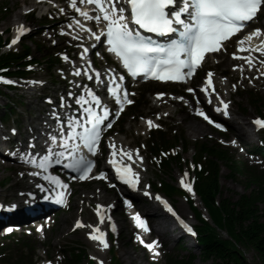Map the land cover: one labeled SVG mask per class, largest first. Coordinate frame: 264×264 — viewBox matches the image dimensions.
<instances>
[{"label":"snow or ice","instance_id":"snow-or-ice-1","mask_svg":"<svg viewBox=\"0 0 264 264\" xmlns=\"http://www.w3.org/2000/svg\"><path fill=\"white\" fill-rule=\"evenodd\" d=\"M85 3L95 5L93 11L96 12V15L91 16L88 11L82 10L77 4V0H68L67 6L74 9L86 20H95L97 24H103L100 34L91 33L94 40L100 41L101 36H104V42L107 45L106 50L117 58L123 69L132 78L135 79L142 74L145 79L151 77L161 81H186V79L191 78L205 58V53L218 51L222 46L221 41L228 40L234 33L246 27V22L256 17L258 11H264V0H79V4ZM60 11L64 12V9L61 8ZM75 24L82 31L91 32L79 20H76ZM72 26L71 23L68 24L69 28ZM25 31H28V29L21 26L17 30L16 37L7 46L11 47L16 44L20 35ZM145 33L155 34L156 37H164L166 42L162 43ZM262 36H264V33L260 29H256L245 36L244 40ZM77 38L73 37V39ZM240 43H243V41ZM260 43L264 45V39H261ZM81 47L83 48L81 59H83L88 53V48L83 47V45ZM257 51L264 53V47L257 49ZM233 55L236 54L233 53ZM62 58L66 62L69 60L67 55H63ZM249 66L251 67V64ZM88 68L91 69L90 62ZM92 71L95 73L94 77L87 70L82 71L80 68H74L73 75H83L89 80L95 78L96 82L100 83L102 80L101 73L94 69ZM212 75L211 72L207 74L208 77ZM124 79L123 75L114 76L110 74L109 80L111 83L106 85L107 94L113 98L117 112L123 110L124 104L133 103L129 98L130 94L127 89L122 85ZM0 83L11 84L14 81L0 77ZM205 83L207 87H212L210 79H206ZM200 90L208 96L206 88L202 86ZM187 91L195 93L196 90L190 87ZM84 92L85 95L78 98L74 97L75 104L95 105L97 108L94 110L92 106L82 107L81 111L84 113L82 122L69 117L66 129L61 127L56 134L49 135V143L56 145L60 151L48 147L45 149V154L40 156L21 154V159L25 163L40 170L34 171L30 175L41 176L44 173L42 179L60 189L53 197L54 202L58 204L65 202L63 199L64 190L68 188V185L56 175L49 173L53 162L60 164L62 160H66L64 167L77 173L78 176L75 178L85 179L89 176L95 164L93 160L84 154L85 150L95 156L104 130L112 127V122L108 120L111 115L110 109L102 103L100 96L87 86L84 87ZM68 95L72 96L73 94L69 93ZM131 95H134V93ZM163 95L164 93L157 94L158 97ZM176 98L184 99L183 97ZM217 99H219L218 96ZM208 102H212L210 98ZM48 103H53L51 97L48 98ZM220 104L225 109L227 108V103L223 100H220ZM59 107H65L63 96L60 98ZM215 110L219 112L221 108L216 107ZM197 114L203 116L209 123H214L204 112L197 110ZM225 115H227L226 112ZM52 118L57 125L62 123V119L55 109L52 111ZM147 123L150 127L153 126L152 120H148ZM253 123L257 126H264V120L256 119ZM155 126L159 127V125ZM216 126L221 127L219 124ZM15 131V129H12L13 134H15ZM29 147H32V145L30 144ZM109 147H114V145L110 144ZM125 155L128 156L129 160L132 159L131 154L125 153ZM109 163L115 169L117 179L130 188H135L139 179L138 173L132 172L127 164H123L121 168L117 167L116 162L111 159ZM99 177L107 178V173L101 171ZM181 185L187 191L192 192L191 184L185 183L183 178L181 179ZM111 186L114 187V185ZM37 188L41 192L46 191L41 184H37ZM29 195L31 196V194ZM145 195H148V193L146 192ZM155 198L164 204L169 212L176 215L161 197L157 195ZM44 199L47 200L49 197L45 196ZM4 207L0 205V208ZM15 207V204H11L7 206V209L11 210ZM108 207L111 208L112 205H108ZM97 214L99 215V212ZM133 219L138 228L150 231L139 214L133 216ZM177 219L187 232L195 235L189 225L184 223L178 216ZM101 222H103V217H101ZM76 226H82L80 220L76 221ZM112 227L115 230L114 225ZM93 230L97 231V229ZM7 231L11 232L12 228H8ZM89 235L91 239L99 241V244L104 248L108 246L103 232H100L99 235ZM141 243H144L143 240H141ZM156 244L157 242L153 241L145 246L149 250H154ZM154 254L158 255V252H154Z\"/></svg>","mask_w":264,"mask_h":264},{"label":"rangeland","instance_id":"rangeland-1","mask_svg":"<svg viewBox=\"0 0 264 264\" xmlns=\"http://www.w3.org/2000/svg\"><path fill=\"white\" fill-rule=\"evenodd\" d=\"M32 2L33 0H27L24 4L23 7H31L32 6ZM7 6L6 9H2V12H0V29L3 31H5L6 35L10 34L9 29L11 28V26L14 25V23H16L15 18L13 17L14 13H20L21 9H22V5L23 2L22 0H9L8 4H5ZM12 8L14 9V11H12ZM22 16V15H21ZM38 17V15L34 16V20L30 19V17L27 16H22V18H18L21 19L20 21H28L30 24H33V26H35V24H38V22H36V18ZM14 22V23H13ZM13 23V24H12ZM2 35L3 38H5L6 36ZM36 40H39L41 42H44L45 39L42 38L41 36L37 37L36 39H33V45L32 42L27 41L26 44H29L31 46V52H32V57H34L35 59L39 60L40 63H42L43 65L41 66L40 72L37 73V77H39L40 79H42L43 77H45L46 80L49 81V84L45 87L42 88V92L45 95H52L54 93V90H58L63 83L61 82L60 78H57L58 76L56 75L55 69L54 70H50V67L48 65V59L49 57H53L52 56V52L51 50H54L53 48H51L50 51H46L48 49H43V51H41L42 49L38 50L34 45H36ZM41 51V52H40ZM37 52H40L39 54H37ZM229 55V53L224 56L221 55L220 57H217L216 59H222L223 62V69H227L228 70V66L229 63L232 65L233 62L229 61V59L227 58V56ZM214 60V59H213ZM213 65H211V67H213ZM215 69L219 72L221 71V67L216 68ZM230 73V72H229ZM233 81V84L237 87L238 86V81H237V76L232 74L229 76ZM54 82L56 83V85H51L50 82ZM233 84H230V91H233ZM144 86L142 89L140 88L139 91L142 90V92H146L144 94V96H142V98H140V92H138V101H140V103L142 104V108L140 109V112H145L146 113V109H149L153 112L158 111L157 109H153L150 108V99H151V93L153 90H160V88H156L154 86L148 87ZM55 88V89H54ZM259 88V89H258ZM256 89L253 88H248L246 86V89H248L250 92H246L244 91L243 87H241V90H238L237 94L240 92V94H238L237 97H234V95H231V99L233 101V104H236L237 106H239L240 108H247L246 113H244V119H246L245 121H248L250 118H254L255 116L258 115L257 110H260V106L261 109L264 106V90H263V86L260 85V87H258ZM21 93V92H19ZM150 94V97H149ZM256 94V95H254ZM7 95L11 96V102L12 105L13 103L16 102V100L19 101V104H17L18 106L23 107L22 109H19L20 113L18 116V120H22L23 122H25L27 120L28 117V113H30L31 119L33 120L35 118V116H38L39 113H36L35 111L37 109H40L41 112H43V110H45V107L42 103V98H39L37 100H33L34 104H32L31 106H28V98L26 97L27 94H25V99L21 98L19 96V94H8ZM254 96L258 97L259 99H261V105H256L254 102ZM145 106V108L143 107ZM5 101L3 99L0 98V115L4 116L5 114H8L9 110L8 108H5ZM165 108V107H164ZM21 112H24L26 117L20 118V114ZM179 113H183L180 111V108L177 106L176 111L174 114L170 115V117L168 119H166V124H170L171 126H167V129L170 131V133L167 135V137L170 139L173 138L172 133L175 132V134L180 137H184L186 139V141H190L192 140L194 137L191 135L192 131L188 128V124L189 122L193 119L191 117H189L187 115V117L185 116V120H183V123L178 124L180 121V116ZM10 114H16V109L13 108L10 112ZM143 114V113H142ZM186 115V114H185ZM16 116V117H17ZM15 117V118H16ZM127 124L124 128V132L127 136V138H131L133 140V145L138 146L140 143H146L147 141L145 140L147 137V131L146 129L141 127V122L138 121V119L133 120V117L126 119ZM23 125L24 123L21 124L22 127V131H23ZM203 126H205L204 124H202ZM206 127V126H205ZM239 129V128H238ZM210 133V129L206 127L205 131H203V134H198L195 136L197 137L194 138L195 140H197L196 145L198 146L199 144H201V142L204 143H209V144H214L212 141L208 140V138L206 137L207 135H209ZM199 136H202L200 138H198ZM264 137V135H260L259 138L262 139ZM181 144V143H179ZM258 143L256 142H251L247 148L248 149H255L257 148ZM147 156V152L144 153ZM232 156H234L235 153H230ZM186 157V155H185ZM235 160H238L236 158V156H234ZM150 169V167L148 168ZM15 171V170H14ZM20 170L12 172L10 174H5L3 173V167L0 166V181L8 178L7 180V186H4L0 189V199L3 198H10L15 194V188L18 185H23L25 182L23 180H20ZM176 176V171H174V173H168V175H165V177H163L164 182L168 183L170 181L174 180V177ZM221 181L222 184L220 186V196L219 198L223 199H232L233 201L237 200L241 195L249 192L247 189L244 188V186L240 185L238 182H233L228 178V170L227 169H223L221 170ZM94 187L88 189V190H83L80 189L79 191H77L78 194V198L76 200V205H75V210L71 213H62L65 214L67 217H70L69 220L64 224V226H62L59 221H57V227L53 232V235L49 238L48 240V246L49 249L51 250V252H55L56 250L61 249L67 256V253H69L70 248L71 247H77L78 245L83 247V249H87L88 253H92V247L90 244H88L84 238L82 237L81 234H73V235H69L68 236V231L70 229L71 226V222L75 217V213L77 214V210H79V206H80V201L79 199V195L80 193H84L85 191H87L88 193H92L93 192ZM179 204L183 203L182 201L178 202ZM86 206V205H85ZM185 208V207H184ZM259 209H260V213L264 211V203L259 205ZM61 216V215H59ZM156 228L158 229V231H160L162 234H164V236L166 237V239L169 240V244L172 247L174 244H176V240L178 239V235L175 234L174 236H170L171 234L168 233V228L162 224L161 222L156 224ZM22 237V236H21ZM19 237V238H21ZM30 239H31V244L35 246V255L36 257H38L40 259V256H42L44 254L43 249L41 248L42 246L40 245V239L41 238H36L33 235H30ZM123 243L125 244L124 246H122V251L123 253H125V255L123 257L120 258V261H122V264H125L127 262H132L133 264H145L146 262L140 259V254H138V252H134V250H132V247L130 246V244H127V241L124 239ZM180 245L182 247H184L186 249V252L183 253L181 251L178 250H169L172 251V255L175 256H183L186 254H190L193 255L195 260L193 261V264H210L211 262L208 261L207 263H204L200 257V253L198 248L196 247V244H194V242L190 241L189 239H185L182 240L180 242ZM62 246L68 247V248H62ZM167 252V251H166ZM128 255V256H127ZM245 259L247 262L252 263V264H260L259 259L256 255V253H254L251 249L245 251ZM141 260V262L139 261ZM81 264H85V261H83ZM159 264H167V260H161Z\"/></svg>","mask_w":264,"mask_h":264},{"label":"trees","instance_id":"trees-1","mask_svg":"<svg viewBox=\"0 0 264 264\" xmlns=\"http://www.w3.org/2000/svg\"><path fill=\"white\" fill-rule=\"evenodd\" d=\"M208 153L213 154L209 151ZM214 153L219 160L223 159L226 165L232 163L225 157L224 152L216 150ZM232 164L230 168L237 172L235 164ZM249 184L257 186L258 192L241 195L235 201L221 200L220 207L213 204V199L219 193L214 176L198 187L214 223V226L204 225L199 228V252L204 263L210 261V264H252L245 259V251L251 249L256 253L260 264H264V211L260 213L259 209V204L264 201V174L252 176ZM173 191V186L167 187L168 193ZM222 233L227 238H224ZM173 264H192V260H175Z\"/></svg>","mask_w":264,"mask_h":264},{"label":"bare ground","instance_id":"bare-ground-1","mask_svg":"<svg viewBox=\"0 0 264 264\" xmlns=\"http://www.w3.org/2000/svg\"><path fill=\"white\" fill-rule=\"evenodd\" d=\"M26 1H27V0H22L23 3H25ZM32 5H36V3L33 4V2H32ZM25 9H28V8H24L23 10H25ZM12 11H14L13 8H12ZM13 17L15 18V20H18V21L21 20V19H18V18H22L21 14H19V13H14ZM13 23H14V22H13ZM13 23H12V24H13ZM1 32H2V30L0 29V33H1ZM247 35H248V34H247ZM247 35H246V36H247ZM241 41H243V43H240ZM241 41L237 44V46H242V47H244V50H245V48H246V49H249V47H250L251 45H253L254 41H256V37H253L251 40H244V37H243V38L241 39ZM234 53H235V52H234ZM217 87H218L221 91H222V90H224V91L227 90L226 85H225L224 83H220V82H218V81H217ZM153 101L155 102V101H156V98H154ZM155 103H156V102H155ZM32 104H34V102H30V103H29V106H31ZM144 125H145V122H144ZM247 125L249 126V121H248V124H247ZM188 128L192 131V133H191L192 136H196L197 133H198V134H203V131H205V129H206V127L203 126V125L201 124V122H199V121L196 120V119H192V120L189 122V124H188ZM246 139H247V138H246ZM156 214H157V215H160L158 211L156 212ZM163 216L165 217V220H166V221H164L166 227L171 231L172 227L169 225V222H168L166 216H165V215H163ZM69 218H70V217H67L66 215H62V216L60 217V224H61L62 226H64V224L69 220ZM170 233H171V232H170ZM129 264H133V263L131 262V263H129Z\"/></svg>","mask_w":264,"mask_h":264}]
</instances>
